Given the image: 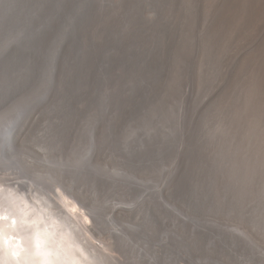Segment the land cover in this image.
I'll list each match as a JSON object with an SVG mask.
<instances>
[{
  "label": "rangeland",
  "instance_id": "374dc122",
  "mask_svg": "<svg viewBox=\"0 0 264 264\" xmlns=\"http://www.w3.org/2000/svg\"><path fill=\"white\" fill-rule=\"evenodd\" d=\"M10 1L0 192L93 264H264V0Z\"/></svg>",
  "mask_w": 264,
  "mask_h": 264
},
{
  "label": "bare ground",
  "instance_id": "6f19581e",
  "mask_svg": "<svg viewBox=\"0 0 264 264\" xmlns=\"http://www.w3.org/2000/svg\"><path fill=\"white\" fill-rule=\"evenodd\" d=\"M74 13V8L68 12V20L75 16ZM66 25L63 23L58 30L57 39L63 38ZM90 228L76 213L66 210L44 213L18 195L0 192V264H29L28 238L31 234L35 241L33 254L41 264H66L68 251L75 256L74 264H93L90 258L94 256L84 244L88 239L82 235Z\"/></svg>",
  "mask_w": 264,
  "mask_h": 264
},
{
  "label": "water",
  "instance_id": "95a60500",
  "mask_svg": "<svg viewBox=\"0 0 264 264\" xmlns=\"http://www.w3.org/2000/svg\"><path fill=\"white\" fill-rule=\"evenodd\" d=\"M5 2L7 3V12L0 13V26H4L2 33H0V47L9 45L13 39L17 40L21 38L22 43H24V41H27V38H29L26 27L18 17L14 18L8 24L3 23L4 18L7 17L8 13L11 11L12 7L10 5H13V2L11 3L10 0H5ZM28 46L29 45H22L21 49L24 50ZM17 56L18 59H20L22 54L18 52L16 54L11 55V57L14 58V62ZM11 63H12L11 60H8V62L4 64V67H2L0 71V98H4L5 96L9 95L11 87L14 86L13 81L9 78V74L14 73L13 71L16 70L17 63H12V64ZM47 69L48 66L46 67V69L43 68L44 70L43 74L41 71L38 72L39 80H42L45 77ZM9 130L10 129L8 128V132Z\"/></svg>",
  "mask_w": 264,
  "mask_h": 264
}]
</instances>
